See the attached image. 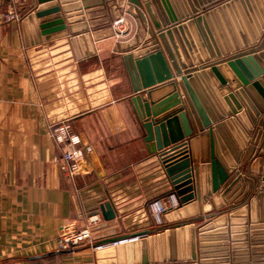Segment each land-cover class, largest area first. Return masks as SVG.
Instances as JSON below:
<instances>
[{"label": "crops", "instance_id": "0c3cea01", "mask_svg": "<svg viewBox=\"0 0 264 264\" xmlns=\"http://www.w3.org/2000/svg\"><path fill=\"white\" fill-rule=\"evenodd\" d=\"M37 1L0 0V264H264V227L251 228L253 222L264 224V216L253 217L249 208L239 213L251 195L263 190L257 177L234 208L217 209L210 198L202 202L204 215L193 220L196 259L155 261L177 252L176 225L192 218L178 200L172 205L166 163L144 140L131 102L134 92L123 54L147 44L151 22L130 0H73L65 4L81 2L82 7L62 10L67 34L47 38L35 14ZM176 8L185 13L178 22L195 15L186 14L188 4L181 0H176ZM232 11L236 33L225 11L220 19L212 18L226 54L235 51L237 36L254 32L253 22L259 19L249 14L250 20L240 0ZM10 14L18 17L9 19ZM85 32L95 52L85 55L77 40L78 56L71 39ZM174 79L182 92L180 77ZM64 123L79 143L56 138L53 128ZM228 131L230 142L221 136L220 154L227 164L230 156L235 158L248 175L246 165L256 149L242 165L243 141L237 132ZM259 138L257 146L264 142V126ZM74 146L83 154L80 172L70 176L61 170L60 158ZM156 200L167 206L160 220L151 207ZM105 202H111L113 218L103 215ZM94 213L101 220L92 238L61 250V229L85 226ZM222 213L227 214L225 223L199 232V226ZM185 225L180 227L183 255L191 249ZM136 232L146 233L109 241ZM101 243L102 248L94 247ZM143 258L149 262L143 263Z\"/></svg>", "mask_w": 264, "mask_h": 264}, {"label": "water", "instance_id": "95a60500", "mask_svg": "<svg viewBox=\"0 0 264 264\" xmlns=\"http://www.w3.org/2000/svg\"><path fill=\"white\" fill-rule=\"evenodd\" d=\"M68 1L73 0L37 1L35 14L47 38L67 34L62 10L67 12L82 7L81 2L67 6ZM130 1L145 11L152 25L148 30L147 44L123 54L134 92L131 102L144 140L166 163V172L172 182L170 193L185 206L192 218L191 222L176 225L177 252L172 254L169 251L155 261L194 260L197 249L193 220L204 215L203 201L210 198L217 209L227 205L234 208V203L248 195L253 178L257 177L263 190L251 195L239 213H246L249 208L253 217L256 214L264 216V142L256 145L260 140L261 126H264V0H240L248 15L259 19L253 22L254 32L237 36L239 39L235 44L238 46L233 47L235 51L230 54H226L212 18L217 16L220 19V12L225 11L235 30L232 10L238 0H181L188 4L186 14H195L183 22H178L185 13L176 12V0ZM249 18L251 20L250 15ZM71 40L78 56L81 55L79 45L85 55L95 52L89 32ZM199 63H202L201 68ZM176 75L181 79L182 92L174 79ZM216 94L218 98L214 96ZM255 124L258 125L256 128ZM225 130L231 134L237 132L243 141L245 155L240 160L242 165L256 149L254 158L248 166L245 164L250 174H243L235 158L229 157L230 164L223 160L219 151L221 136L230 142ZM251 133L254 138L249 146ZM101 209L105 218L115 216L111 202H105ZM226 220L227 214L222 213L221 217L204 223L198 230H209ZM260 222H253L251 228L264 227ZM183 224H186V230H190L187 241L191 249L185 255L181 251L180 239ZM144 233L118 236L109 241ZM146 240L143 238L141 242ZM148 262V258H143V263Z\"/></svg>", "mask_w": 264, "mask_h": 264}, {"label": "built area", "instance_id": "2783aa9c", "mask_svg": "<svg viewBox=\"0 0 264 264\" xmlns=\"http://www.w3.org/2000/svg\"><path fill=\"white\" fill-rule=\"evenodd\" d=\"M9 19L18 17L17 14H10L7 16ZM118 19L117 21H120ZM53 134L60 141L65 140L66 138L69 140L71 144H77L80 142V139L77 136L71 135L70 125L68 123L61 124L53 128ZM83 154V150L80 147L74 146L66 149L61 158H60V167L61 170L67 173L70 176H74L78 172H80V164L79 158ZM171 203L172 205L177 204L176 196L171 195ZM152 210L156 213L157 218L160 220V214L164 211L167 206L164 202L160 200H156L151 203ZM101 220V216L98 213L91 214L88 217L87 224L82 227H75L72 225H67L63 227L57 237V242L59 248L61 250L72 249L86 240H90L92 238V231L95 225ZM123 240V239H121ZM119 240L112 241L116 243ZM105 243L95 244V248H102Z\"/></svg>", "mask_w": 264, "mask_h": 264}]
</instances>
